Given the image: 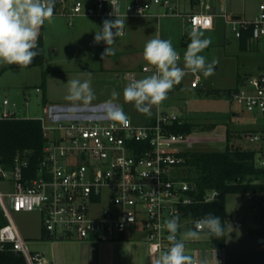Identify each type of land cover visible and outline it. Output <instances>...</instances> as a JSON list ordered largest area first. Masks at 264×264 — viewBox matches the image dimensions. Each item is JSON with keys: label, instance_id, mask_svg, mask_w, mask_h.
Listing matches in <instances>:
<instances>
[{"label": "built area", "instance_id": "1", "mask_svg": "<svg viewBox=\"0 0 264 264\" xmlns=\"http://www.w3.org/2000/svg\"><path fill=\"white\" fill-rule=\"evenodd\" d=\"M182 5V0H57L54 15L71 20L115 19L109 15L115 9L116 16L123 20L186 17L191 29L201 31L212 30L219 16L238 39L243 31L250 32L251 40L264 38V0L254 20L237 19L228 11L217 15L206 11L185 13ZM156 7L160 11L155 12ZM153 71L149 65L140 70L146 74ZM126 76L129 82L138 79L136 71ZM192 87L197 88L198 81ZM230 97L254 116L264 115V71L243 79ZM49 107L45 109L48 120L38 119L46 141L36 174L28 172V162L20 157L11 167L0 164V183L6 185V191H0V203L7 220L0 227V255H20L27 264H52L44 254L29 250L12 212H37L45 236L68 240L111 242L137 228L146 234L148 252L156 256L169 246L168 232L163 228L165 220L178 216L180 232L193 228L194 221L186 217L185 209L199 200L193 187L178 175L185 162L182 155L187 153L181 145L189 136L171 131L182 120L180 115L159 109L143 125L129 117L127 124L113 120L55 122L49 117ZM14 119H22L17 105L7 96H0V120ZM250 138L257 141L260 137ZM257 162L264 167V156ZM217 196L213 192L204 201ZM248 196L252 199L254 195ZM202 233L209 241L207 232ZM185 249L194 264H212L209 254L203 257L198 251L195 257L186 242Z\"/></svg>", "mask_w": 264, "mask_h": 264}, {"label": "rangeland", "instance_id": "2", "mask_svg": "<svg viewBox=\"0 0 264 264\" xmlns=\"http://www.w3.org/2000/svg\"><path fill=\"white\" fill-rule=\"evenodd\" d=\"M84 1V0H83ZM89 2L95 0H87ZM225 0H221L224 3ZM236 11H243V18L254 20L258 16L260 0H232ZM182 10L190 6V0H182ZM195 5L194 8H199ZM238 6V7H237ZM155 12L160 8H155ZM189 10V9H188ZM200 10V9H199ZM229 14L233 16L230 11ZM173 23L166 24L169 19ZM164 17L160 23L150 26L144 31H139L137 40L132 37L128 29L125 37H117L112 47L113 55L102 59L101 54L107 47L101 42L94 43L96 31L101 27L102 20L68 19L54 15L51 23L46 22L41 29L44 41L45 63L43 66L32 68H15L7 70L0 76V96H7L10 102L17 105V111L22 119H46L48 114L45 109L54 103L69 100L68 82L73 79L89 81L94 98L91 101L111 99L113 90L120 93L116 99L123 112L135 124H146L157 115L158 109L166 112H176L183 119L194 125L193 133L181 148L187 152L198 150L224 151L227 148V131L233 133V144L245 149L259 151L257 160L264 152V115L247 112L243 107L232 101L229 94L218 96L212 90H234L240 86L243 79L256 75L264 70V38L242 43L232 32L231 26L225 20L215 18L212 30L203 31L206 37L211 38V45L204 50L208 62L216 60L214 74L204 78L202 73H192L186 70V75L180 83V88L174 97H167L157 108H152V115L146 116L139 113L133 104L123 100V89L129 82L127 73L141 70L143 64V48L145 43L153 38L171 39L173 47L180 53L179 66L183 67V54L187 46H182L183 36L179 32L187 26L186 17ZM139 19V18H138ZM74 20H85L91 25L72 26ZM135 19L124 20L125 24ZM156 21H158L156 19ZM178 30V31H177ZM189 33V32H188ZM130 38V39H129ZM187 40L190 41L189 35ZM127 41H132L129 50L139 49V53H127ZM130 44V43H129ZM122 54H127L131 60L124 61L122 66L117 63L123 59ZM6 64H0V70ZM150 66V65H149ZM141 73V72H140ZM153 73L141 74L138 79ZM121 78L118 79L117 76ZM140 77V78H139ZM194 81L198 87L193 88ZM40 88L41 92L36 89ZM53 99H51V98ZM50 98V99H49ZM55 99V100H54ZM54 102V103H51ZM210 127V130L199 131ZM250 135H258L257 141H252ZM0 191H6V185L0 183ZM264 195H254L252 199L246 194H234L227 197V214L231 221L227 232L228 247L225 251L214 249L207 241L206 235L201 233L198 239L185 241L189 253L202 256L209 254L212 264H264V243L259 238L264 234ZM13 221L26 239L28 248L34 252L38 248L45 258L51 262L57 256H69L78 253L85 258L86 264H140V252L135 244L136 238L126 240L116 239L111 242L71 240L72 247L59 242L42 239L40 217L36 212L14 213ZM7 222L3 216L0 203V226ZM133 235V234H131ZM34 236V239L29 237ZM128 237V235H127ZM134 237V235H133ZM223 254L228 256L225 262ZM156 255H147L142 264H154ZM138 259V260H137Z\"/></svg>", "mask_w": 264, "mask_h": 264}, {"label": "clouds", "instance_id": "3", "mask_svg": "<svg viewBox=\"0 0 264 264\" xmlns=\"http://www.w3.org/2000/svg\"><path fill=\"white\" fill-rule=\"evenodd\" d=\"M56 0H0V64L18 65L26 68L40 54L38 40L41 29L54 17ZM114 9V8H113ZM115 19H104L102 27L96 31L94 43L101 41L107 46L101 54L102 59L113 55L112 45L117 37L124 34L125 22L113 13ZM190 43L183 54V67L179 66L180 53L173 47L171 39L153 38L143 48V60L154 69L153 74L141 79H131L123 89V100L134 105L135 109L146 116L152 115V108L159 107L168 97V93L179 85L186 75L202 73L204 78L214 74L216 60L208 62L201 53L212 41L199 28L189 32ZM68 99L87 104L94 98L89 81L73 79L68 82ZM113 99L120 93L113 90ZM111 120L127 124L128 117L121 108L109 111ZM178 216L164 221L163 228L168 232L169 246L161 249L154 264H194L186 254L185 241L198 239L206 231L210 237L221 238L224 226L219 216L209 212L196 219L193 228L180 232Z\"/></svg>", "mask_w": 264, "mask_h": 264}, {"label": "trees", "instance_id": "4", "mask_svg": "<svg viewBox=\"0 0 264 264\" xmlns=\"http://www.w3.org/2000/svg\"><path fill=\"white\" fill-rule=\"evenodd\" d=\"M57 9L56 0L55 10ZM240 40H251L250 32L243 31ZM38 49L40 54L26 68L41 67L45 63L42 35L38 40ZM15 68L22 67L5 65L0 70V76L7 70ZM179 88L180 84L170 92ZM234 90H212L211 93L218 96L230 95ZM193 130L194 125L183 118L171 128L173 133L184 136H190ZM261 137L264 139V133ZM45 141L42 123L38 119L0 120V164L7 168L11 167L20 157L28 162V172L36 174L44 156ZM226 141L227 148L224 151L198 150L183 154L185 162L180 165L178 173L180 179L193 187L194 194L199 200L185 209L186 217L195 221L212 212L221 218L225 229L223 236L219 239L209 236L211 247L221 250L226 248L231 221L227 214V197L234 194L264 195V167L259 166L257 162L259 151L234 145L233 133L230 130L227 131ZM213 192H217L218 196L212 201L205 202V197ZM0 264L27 263L20 255L4 253L0 255Z\"/></svg>", "mask_w": 264, "mask_h": 264}, {"label": "crops", "instance_id": "5", "mask_svg": "<svg viewBox=\"0 0 264 264\" xmlns=\"http://www.w3.org/2000/svg\"><path fill=\"white\" fill-rule=\"evenodd\" d=\"M86 2H89L87 0H84ZM261 2L263 0H260ZM260 2V3H261ZM195 5H199L198 7L199 8H194ZM238 7V6H237ZM184 12L185 13H191V12H202V11H206V12H209V13H212V14H215L217 15L220 11H228V12H232L233 13V17L237 18V19H240V18H243V11L242 10H238L236 11V6L234 5L233 1L232 0H225L224 3H221V0H203V2H199V1H193V0H190V6L188 8L184 7ZM189 9V10H188ZM200 9V10H199ZM174 18V17H173ZM179 18V17H177ZM215 18H220L219 16H216ZM81 19V18H80ZM84 19V18H82ZM85 19H89V18H85ZM156 19L158 21H156ZM176 18L174 19H169V21L166 22V24H172L173 23V20H175ZM97 20H102L100 25L102 24L103 20L104 19H97ZM160 19L156 18V17H148V18H139V19H135V21H130L129 23H127V25L125 24V27H124V30H125V34L122 35L121 37H125L126 36V32H128V29L131 30V40H132V37L134 39L137 40V35H139V31H144L146 32V29L150 28V26H154L156 24H159L160 22ZM88 21H85V20H74L71 22V25L72 26H83L84 24H88V25H91V23H87ZM102 27V25H101ZM192 29L189 25V23H187V26H184L179 29V32L181 33V35L183 36L182 38V46H187L190 41L187 40V36H188V32H190ZM178 31V30H177ZM42 35V34H41ZM144 36V32H142V36L140 37H143ZM43 37V35H42ZM130 39V38H129ZM186 40V41H185ZM263 40V39H262ZM248 41H251V40H247V41H242V43L244 44H247ZM259 41V40H258ZM102 44H104L103 41H101ZM130 43V44H129ZM132 44V41H127V53H132V51L136 52L137 54L139 53V49H136V50H129V47L131 46ZM129 56H132V54L130 55H127V54H122V58L118 63V67L122 66V64L124 63V61L127 60V63H129L131 60L128 58ZM148 64H143L141 66V68L143 66H147ZM135 71V70H134ZM264 70H261L259 73L263 72ZM137 72V76H140L141 74H146V73H140L139 70H136ZM258 73V74H259ZM257 75V74H256ZM252 76V75H251ZM118 79L121 78L120 75L117 76ZM140 78V77H139ZM179 90V89H178ZM1 93V92H0ZM177 93V90L174 91V92H169L168 93V97H174ZM51 98V97H50ZM49 98V99H50ZM53 99V98H51ZM55 100V99H54ZM102 102H117L119 103V100L118 99H101V100H98V101H90L88 102L87 104L83 103V102H74V101H70V100H67L65 101L64 103L63 102H59V103H54V102H51V103H54L52 105H95V104H99V103H102ZM159 111V109H158ZM158 113V112H157ZM154 118V117H152ZM151 118V119H152ZM150 119V120H151ZM149 120V121H150ZM251 137V135L249 136ZM262 155L264 156V152L262 153ZM37 213V212H36ZM40 217V227H41V237L42 239H48V240H52L54 242H59V244H62L65 246L68 245V247H72L70 244V241L71 240H68V239H65V238H54V237H47L43 234V231H42V226H41V216L39 213H37ZM229 230V229H228ZM133 234V235H131ZM128 235V237H127ZM138 238L137 242L135 244H138L137 247L139 249L138 252H140L139 254V259L141 260V263L143 262L144 258L149 255L150 253L148 252V249H147V245H146V234L144 233V231L140 230V229H137V228H131L129 229L127 232H125L120 238L119 240H126L127 239H131V238ZM30 239H34V236H31L29 237ZM260 239H264V234H262L260 237ZM27 239V238H26ZM228 247V243H226V248ZM226 248L223 250L225 251ZM40 250L38 248H36V250H34V252H39ZM41 253V252H40ZM151 255V254H150ZM223 258L225 259V262L228 261V256H226L225 254L222 255ZM138 260V259H137ZM51 263L52 264H86L85 262V258L82 257V256H79L78 253H75L74 255H69V256H57L56 258L52 259L51 260ZM212 263V261H211ZM227 263V262H226ZM123 264V263H122ZM125 264V263H124ZM134 264H138L137 261L136 263Z\"/></svg>", "mask_w": 264, "mask_h": 264}, {"label": "water", "instance_id": "6", "mask_svg": "<svg viewBox=\"0 0 264 264\" xmlns=\"http://www.w3.org/2000/svg\"><path fill=\"white\" fill-rule=\"evenodd\" d=\"M121 108L117 102H102L95 105H51L48 113L51 120L57 121H79V120H111L108 116L110 110ZM211 128L195 130L207 131ZM264 204V199H263ZM264 243V239H261Z\"/></svg>", "mask_w": 264, "mask_h": 264}]
</instances>
